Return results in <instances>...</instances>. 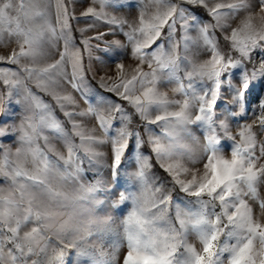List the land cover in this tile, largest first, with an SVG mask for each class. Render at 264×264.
Instances as JSON below:
<instances>
[{
    "label": "snow or ice",
    "instance_id": "obj_1",
    "mask_svg": "<svg viewBox=\"0 0 264 264\" xmlns=\"http://www.w3.org/2000/svg\"><path fill=\"white\" fill-rule=\"evenodd\" d=\"M52 9L53 0L44 10L0 0V113L16 112L0 116V139L13 141L0 143V264H64L61 185L79 174L82 155H99L94 145L106 140L96 129L116 164L129 136L139 148L133 113L161 125L162 136L149 137L159 160L191 152L179 139L190 124H202L205 143L194 161L202 170L161 164L193 207L166 227L134 210L124 264H264V0H55L54 22ZM198 48L206 58L188 55ZM117 50L134 63L113 60ZM160 73L183 103L161 91ZM198 80L210 86L197 90ZM137 161L140 176L148 158L138 152Z\"/></svg>",
    "mask_w": 264,
    "mask_h": 264
},
{
    "label": "clouds",
    "instance_id": "obj_2",
    "mask_svg": "<svg viewBox=\"0 0 264 264\" xmlns=\"http://www.w3.org/2000/svg\"><path fill=\"white\" fill-rule=\"evenodd\" d=\"M124 11L131 10L125 8ZM166 37L167 33L165 39ZM164 42L162 39L161 43ZM194 54H198L201 59L206 58L202 48L193 49L188 53ZM179 55H184L182 50ZM259 55H264V50L260 51ZM126 62L129 65L134 63L130 58H126ZM147 70L145 68V71ZM183 73L184 66L181 65L180 75L183 76ZM209 86L206 81H195L197 90ZM160 89L167 93L171 100L183 103L186 99L177 90V83L169 81L164 73H160ZM80 99L84 100L86 97ZM83 106L82 103L81 107ZM171 110L178 111L179 104L173 105ZM157 114L153 111L152 117ZM217 116L224 118L223 105L217 109ZM182 130L187 133L183 140L193 144L191 152H178L170 161L159 160L152 151L149 137L162 136L161 125H148L133 113L129 131L140 132L144 143L137 148L135 137L129 136L120 162L116 164L110 139L101 130L96 129V135L106 140L105 143L94 145L93 150L99 155L95 158L82 155L79 174L61 185V190L68 197L57 207L60 213L57 224H66L62 237L64 264H124L128 250L125 221L134 210L139 212L144 208L143 215L149 218L159 215L158 226L175 225L172 216L173 202L179 199L181 194L188 196L180 190V186L161 164L179 162L189 169L202 170V162L194 161L200 156L205 143V130L201 123L190 124ZM219 147L225 154H229L228 143ZM138 152L148 158L149 164L143 168V174L140 176L137 175L141 171V164L137 161Z\"/></svg>",
    "mask_w": 264,
    "mask_h": 264
},
{
    "label": "rangeland",
    "instance_id": "obj_3",
    "mask_svg": "<svg viewBox=\"0 0 264 264\" xmlns=\"http://www.w3.org/2000/svg\"><path fill=\"white\" fill-rule=\"evenodd\" d=\"M65 2L69 5L70 8L72 7V0H65ZM124 2H126V3H135V0H124ZM54 3H55V0H53V9H52V19H53V22L55 20ZM33 4H34V6L36 8H38L40 10H44L46 8V5H47V0H33ZM115 14H117V15H124V14H126V11L124 13H115ZM197 15H200V18L202 20H207L208 19V17L206 16V14L197 13ZM41 22L42 21L37 20L35 22L34 26H38L39 23H41ZM73 23H74V26L75 27H83V25H75V22H73ZM76 35H77V39H79V34L76 33ZM4 51H5L4 48H0V54H2ZM45 51H47V48H45ZM109 55L113 57V60L119 59V58H125V59L127 58L125 56V53L122 50H117L116 52H110ZM95 56H101L102 58H104L105 60H107L108 63L113 62V60H108V57L107 56H104L102 52H96V53H94V58H95ZM86 63H87V60H86ZM94 63H95V61H94ZM89 76L91 77V73H89ZM89 95L92 96L93 98L95 96L94 93H91ZM15 114H16V112L13 109V110H11V111L8 112V115L7 116H4V113H0V116H4L5 119H8L9 116H13ZM185 135H187V133L184 132L181 129L180 132H179L180 142L182 144H184V145H187L192 150L193 149V144L186 143L183 140V137ZM0 143L13 144V141H11V140H5V139H0ZM3 184H4L3 179H0V185H3ZM193 205H194V199L193 198L186 197L184 194H181L180 198L177 199V200H175L173 202V209H172L173 223L176 224V212H177V209L187 210V209L193 207Z\"/></svg>",
    "mask_w": 264,
    "mask_h": 264
}]
</instances>
